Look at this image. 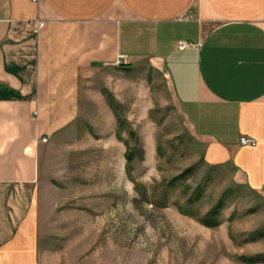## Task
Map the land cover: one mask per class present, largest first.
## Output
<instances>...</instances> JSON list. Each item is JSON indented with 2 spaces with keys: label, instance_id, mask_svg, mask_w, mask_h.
<instances>
[{
  "label": "crops",
  "instance_id": "1",
  "mask_svg": "<svg viewBox=\"0 0 264 264\" xmlns=\"http://www.w3.org/2000/svg\"><path fill=\"white\" fill-rule=\"evenodd\" d=\"M141 64L164 79L204 161L231 165L264 200V0H0V264H44L41 158L78 118L82 80Z\"/></svg>",
  "mask_w": 264,
  "mask_h": 264
},
{
  "label": "rangeland",
  "instance_id": "2",
  "mask_svg": "<svg viewBox=\"0 0 264 264\" xmlns=\"http://www.w3.org/2000/svg\"><path fill=\"white\" fill-rule=\"evenodd\" d=\"M82 96L78 118L46 143L41 158L45 172L36 200L44 264H242L241 256L264 254V200L234 183L231 165L204 161L159 73L145 64L92 71L82 80ZM113 112L127 122L123 131ZM128 146L144 151L131 179ZM188 168L193 175L169 192L165 208L146 203L134 188L144 186L155 200L153 190ZM200 190L198 217L225 199L215 229L174 206Z\"/></svg>",
  "mask_w": 264,
  "mask_h": 264
},
{
  "label": "trees",
  "instance_id": "3",
  "mask_svg": "<svg viewBox=\"0 0 264 264\" xmlns=\"http://www.w3.org/2000/svg\"><path fill=\"white\" fill-rule=\"evenodd\" d=\"M124 70L123 68H120ZM109 106L112 108L113 111V102L111 99L108 100ZM116 125L118 131H123L127 127V122L122 120L117 113L113 112ZM128 135L130 137H134L137 142V136L133 130H128ZM144 155V151L142 148L135 147H126V154H125V172L128 178L131 179V171H132V164L135 160H142ZM193 168H188L179 175L172 178L167 184L160 186L157 190H153L152 197L156 196L155 200H149L148 194L144 186L140 184L134 183V188L138 192V194L145 200L146 203L151 204L155 207L165 208L168 205V194L171 191L176 190L180 185H182L185 181L189 179L193 175ZM133 182V181H132ZM203 195L202 190L192 193L183 204H179L178 202L174 203L179 214L196 219V221L205 228L208 229H215L220 225V215L222 210L225 208V199L224 197L220 198L211 208L210 210L203 216L198 217L195 211L194 206L201 200ZM262 234H259L257 237L252 236L251 240H256L259 237H262ZM238 262L242 264H260L264 263V254H258L255 256L245 257L241 256L238 258Z\"/></svg>",
  "mask_w": 264,
  "mask_h": 264
},
{
  "label": "built area",
  "instance_id": "4",
  "mask_svg": "<svg viewBox=\"0 0 264 264\" xmlns=\"http://www.w3.org/2000/svg\"><path fill=\"white\" fill-rule=\"evenodd\" d=\"M32 25V28H33V31L35 33H37L40 29L43 28L44 26V23L43 22H39V21H35V22H32L31 23ZM191 46V43L189 42H186V41H181L177 44V49L179 51H183L185 49H187L188 47ZM125 62V59L124 57H121L119 58L116 63H115V66L116 67H119L121 66L123 63ZM40 143L42 144H45L47 143V138H42L39 140ZM239 143L241 146H254L256 144V141L253 140V139H249V138H245V137H241L240 140H239Z\"/></svg>",
  "mask_w": 264,
  "mask_h": 264
}]
</instances>
